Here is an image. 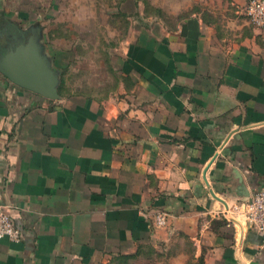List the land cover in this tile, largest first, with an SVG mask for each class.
Masks as SVG:
<instances>
[{"label":"crops","instance_id":"1","mask_svg":"<svg viewBox=\"0 0 264 264\" xmlns=\"http://www.w3.org/2000/svg\"><path fill=\"white\" fill-rule=\"evenodd\" d=\"M248 1L130 33L101 95L63 85L46 47L58 98L0 73V206L22 235L0 239V264H106L183 237L206 264H264L242 212L264 190V29Z\"/></svg>","mask_w":264,"mask_h":264},{"label":"rangeland","instance_id":"2","mask_svg":"<svg viewBox=\"0 0 264 264\" xmlns=\"http://www.w3.org/2000/svg\"><path fill=\"white\" fill-rule=\"evenodd\" d=\"M201 0H0V42L7 22L42 28L49 55L67 64L63 85L75 92L102 94L111 77L110 60L125 38L140 27H176ZM115 57V56H113ZM106 264H206L185 237L167 246L152 245L134 257Z\"/></svg>","mask_w":264,"mask_h":264},{"label":"water","instance_id":"3","mask_svg":"<svg viewBox=\"0 0 264 264\" xmlns=\"http://www.w3.org/2000/svg\"><path fill=\"white\" fill-rule=\"evenodd\" d=\"M41 30L40 26L29 27L25 42L1 56L0 73L16 86L55 99L59 96L56 89L60 82L59 74L44 52Z\"/></svg>","mask_w":264,"mask_h":264},{"label":"built area","instance_id":"4","mask_svg":"<svg viewBox=\"0 0 264 264\" xmlns=\"http://www.w3.org/2000/svg\"><path fill=\"white\" fill-rule=\"evenodd\" d=\"M244 13L255 27L264 29V0H249ZM242 206L246 224L264 236V190L254 192ZM165 222L164 214L155 216L157 225H164ZM3 238L18 242L22 239V235L9 213L0 206V239Z\"/></svg>","mask_w":264,"mask_h":264},{"label":"flooded vegetation","instance_id":"5","mask_svg":"<svg viewBox=\"0 0 264 264\" xmlns=\"http://www.w3.org/2000/svg\"><path fill=\"white\" fill-rule=\"evenodd\" d=\"M28 27H21L15 23L7 22L6 26L3 28L4 39L0 42V58L5 54L9 49H13L16 45L24 43L27 35L29 34L26 31Z\"/></svg>","mask_w":264,"mask_h":264},{"label":"trees","instance_id":"6","mask_svg":"<svg viewBox=\"0 0 264 264\" xmlns=\"http://www.w3.org/2000/svg\"><path fill=\"white\" fill-rule=\"evenodd\" d=\"M136 255V253H134V254H132V255H126V256H121L120 258H122V257H134Z\"/></svg>","mask_w":264,"mask_h":264}]
</instances>
